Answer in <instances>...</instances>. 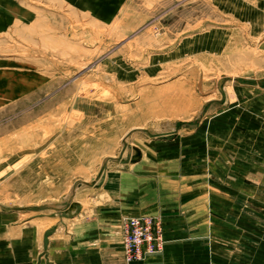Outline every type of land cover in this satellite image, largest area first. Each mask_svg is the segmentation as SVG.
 Listing matches in <instances>:
<instances>
[{
    "label": "rangeland",
    "instance_id": "obj_1",
    "mask_svg": "<svg viewBox=\"0 0 264 264\" xmlns=\"http://www.w3.org/2000/svg\"><path fill=\"white\" fill-rule=\"evenodd\" d=\"M185 145L184 181L209 165L206 212L241 224L237 263L264 264V0H0L4 258L48 263L30 226L149 182L135 148L152 161Z\"/></svg>",
    "mask_w": 264,
    "mask_h": 264
},
{
    "label": "crops",
    "instance_id": "obj_2",
    "mask_svg": "<svg viewBox=\"0 0 264 264\" xmlns=\"http://www.w3.org/2000/svg\"><path fill=\"white\" fill-rule=\"evenodd\" d=\"M190 148L188 145L179 146L176 149L177 156L173 155L172 149L171 159L152 161L144 160L141 150L140 157L131 164L151 168L154 175L149 182L130 189L124 185L122 196L112 198L114 202L108 201L94 208L90 216H84L72 224L56 226L53 223L42 229L30 226V239L37 238L30 241V254L35 252L36 246L45 249L49 255V262L45 264H229L232 260L233 264H238L243 247L241 224L239 227L233 225V228L226 226L228 221L219 214L206 212L202 201L206 196L201 193V189L209 180L206 168L211 167L198 165L197 168L201 170L194 174L198 179L184 181L190 174L182 171L186 168V163L177 157ZM188 185H191V191L184 192L183 188L189 190ZM115 187L107 179L108 196L114 192ZM219 194L215 192L213 199L218 200ZM142 213L158 214L161 217L164 247L161 252L150 254L142 260L126 262L121 249L119 219L125 215ZM226 215L223 216L227 217ZM234 221L237 222V217H234ZM2 230L3 222L0 217V232ZM221 231H229L232 238H224ZM227 248L233 249L230 257L226 255ZM14 252L13 257L10 249L9 257L4 258L3 242L0 239V264H19L17 246L14 247Z\"/></svg>",
    "mask_w": 264,
    "mask_h": 264
},
{
    "label": "built area",
    "instance_id": "obj_3",
    "mask_svg": "<svg viewBox=\"0 0 264 264\" xmlns=\"http://www.w3.org/2000/svg\"><path fill=\"white\" fill-rule=\"evenodd\" d=\"M120 224L121 249L126 262L142 260L163 250L165 239L158 214L125 215Z\"/></svg>",
    "mask_w": 264,
    "mask_h": 264
},
{
    "label": "water",
    "instance_id": "obj_4",
    "mask_svg": "<svg viewBox=\"0 0 264 264\" xmlns=\"http://www.w3.org/2000/svg\"><path fill=\"white\" fill-rule=\"evenodd\" d=\"M139 157H140V151H139L137 148H135V149H134V152H133L132 155H131L130 160H131V161H135V160H137ZM76 203H77L76 201L73 202V203L71 204V206H74Z\"/></svg>",
    "mask_w": 264,
    "mask_h": 264
}]
</instances>
